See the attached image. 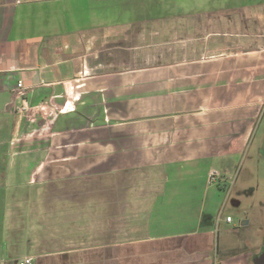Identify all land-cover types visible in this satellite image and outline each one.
<instances>
[{"label":"crops","instance_id":"crops-1","mask_svg":"<svg viewBox=\"0 0 264 264\" xmlns=\"http://www.w3.org/2000/svg\"><path fill=\"white\" fill-rule=\"evenodd\" d=\"M263 106L264 0H0V264H250L212 162Z\"/></svg>","mask_w":264,"mask_h":264},{"label":"rangeland","instance_id":"rangeland-1","mask_svg":"<svg viewBox=\"0 0 264 264\" xmlns=\"http://www.w3.org/2000/svg\"><path fill=\"white\" fill-rule=\"evenodd\" d=\"M261 116V120L250 125L248 145L243 150L237 151L228 163H223L221 159L212 162L214 167L229 176L231 182L222 183L221 187L216 189L219 191V197L211 212L218 231L216 248L219 254L222 253V248L230 249L233 237L231 233L224 234L227 231H237L242 239H245L243 248L247 250V260L250 264H253L264 245V155L259 149L264 139V106ZM79 173L74 171L69 172V175ZM66 174L68 173L61 171L58 177ZM73 176L72 178H77ZM207 197L212 198L210 194ZM226 216H229L232 223L224 221ZM244 222L246 225H241Z\"/></svg>","mask_w":264,"mask_h":264},{"label":"built area","instance_id":"built-area-1","mask_svg":"<svg viewBox=\"0 0 264 264\" xmlns=\"http://www.w3.org/2000/svg\"><path fill=\"white\" fill-rule=\"evenodd\" d=\"M20 87V84H18V88ZM223 180V177L221 173L215 169H210L207 172L206 175V182L208 185H216L219 184ZM230 181V180H229ZM226 222H231V219L229 217L225 218ZM21 264H30V259H25L21 262Z\"/></svg>","mask_w":264,"mask_h":264},{"label":"water","instance_id":"water-1","mask_svg":"<svg viewBox=\"0 0 264 264\" xmlns=\"http://www.w3.org/2000/svg\"><path fill=\"white\" fill-rule=\"evenodd\" d=\"M253 264H264V250L253 260Z\"/></svg>","mask_w":264,"mask_h":264},{"label":"trees","instance_id":"trees-1","mask_svg":"<svg viewBox=\"0 0 264 264\" xmlns=\"http://www.w3.org/2000/svg\"><path fill=\"white\" fill-rule=\"evenodd\" d=\"M263 250H264V247H262L260 251H263Z\"/></svg>","mask_w":264,"mask_h":264},{"label":"flooded vegetation","instance_id":"flooded-vegetation-1","mask_svg":"<svg viewBox=\"0 0 264 264\" xmlns=\"http://www.w3.org/2000/svg\"><path fill=\"white\" fill-rule=\"evenodd\" d=\"M261 252H262V251H260V253H261ZM260 253H259V254H260Z\"/></svg>","mask_w":264,"mask_h":264}]
</instances>
